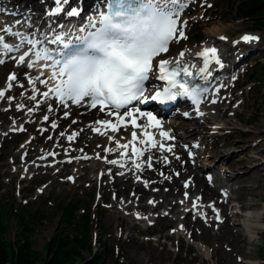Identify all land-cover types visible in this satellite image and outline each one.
I'll return each instance as SVG.
<instances>
[{"label":"rangeland","instance_id":"1","mask_svg":"<svg viewBox=\"0 0 264 264\" xmlns=\"http://www.w3.org/2000/svg\"><path fill=\"white\" fill-rule=\"evenodd\" d=\"M242 1L198 0L196 6L190 8L184 18L188 34L185 31L184 33L186 37L189 35L188 40L180 39L173 42L171 50L165 57H176L188 48L200 47L209 42L213 39L210 31L214 28H223L232 40L242 34L256 35L255 43L250 46L252 52L250 51L251 54L247 57L248 65L246 67L244 65L237 72L238 83L244 85L247 68L255 64L258 67L264 61V29L259 27L254 19L238 18L237 11ZM224 48L229 50L231 45H224ZM229 54H235V50L232 49ZM8 69L6 68L4 72L0 70V78L8 76ZM235 81L230 80L228 92L217 97V99L228 98L227 101L217 105L212 104L216 106L217 113L213 115L211 113L213 109H210L203 115L197 116V122L204 126L209 124L206 118L210 117L214 125L217 122H231L230 128L221 130L217 134H214V129H210L206 140H196L203 135L191 138L184 131L178 133L182 135L183 143L188 146L199 144L200 148L191 154L193 162L199 164L198 171L202 175L208 173L205 168L208 164L213 166L209 169L212 173H222L220 180L212 183L219 191L223 185H228L226 188L228 192L225 194L229 195L227 208L231 214L232 226L235 227L234 231L241 230L245 235L239 241L240 248H236L230 242L220 246L214 239L203 235L196 223H194L195 235L192 236L191 230L187 229L188 236H182L178 225L188 212H183V205L179 200L184 198L185 191L175 196H168L169 200L174 198V203L177 202L175 207L166 205L165 193L158 194L154 197V205L159 203L161 207L144 210L150 218L140 221L134 216L135 210L122 211L118 206L114 209L110 208L115 199L130 202L129 198L132 195L139 198V193L133 189L122 191L117 195L115 191H108L100 183L89 181L84 177L78 179L77 184L67 181V183L61 182L60 185L45 187L51 179L39 181L37 180L39 175H33L31 172V176L25 171L17 175L15 172L24 169L25 163H33L35 160H23L24 156H21V162L14 163L17 149H22L21 143L27 137L9 133L14 118L7 113L0 115V211L4 215L2 220L4 231L1 233V238L6 241H17L19 236H25L38 253L37 264H47L53 257L54 250H49V244L54 238L66 235L72 238L79 233L83 237L85 247L92 245L94 253L103 254L102 243L108 244L111 252L103 256L108 264H115L117 260L124 264H264V259L261 258V255H264V84H258V87L252 91L249 89L250 86L231 91ZM232 97L235 100L231 104L229 100ZM9 106L8 102L0 103L1 110ZM6 118L9 122L5 120ZM20 121L24 122L23 119ZM176 121H181V118H177ZM191 121L188 120L190 126L196 127ZM232 128H237L239 134L231 140L238 142L240 146L224 148L222 151L225 153H235L224 164H216L214 154L219 155L220 152L217 151L222 149L226 142L231 141L228 140L226 131ZM218 134L220 135L217 137ZM81 146L78 145V149ZM199 155H202V158H198ZM242 158L250 159V162L241 163ZM74 159H71V162ZM236 161L239 163H234ZM76 163V167L72 165L71 169H74L75 173L78 171L80 174L85 173L81 167L79 168V162ZM35 172L38 171L33 170V173ZM90 174L94 176L96 173ZM68 177L63 179L67 180ZM181 182L185 184L187 181L182 178ZM41 183L46 184L40 186ZM149 186L150 184L147 186L148 189ZM122 187L121 185L120 188ZM222 190L225 191L224 188ZM190 194L188 193V196H192ZM194 194L209 206L210 200H204L198 191ZM144 196L146 197L139 201V205L148 204L151 200V195ZM216 198L223 201L225 195ZM243 206L246 207L242 209L243 214L249 216L258 228L248 229L242 224L245 218L233 215V211L240 210ZM84 216L88 217L87 221ZM191 218L187 220L188 225L189 221L196 219L193 214ZM224 219L225 215L221 216V220ZM153 222L156 223L155 226L151 225ZM205 223L211 225L208 218ZM221 225L222 223H215L214 227H211L212 232L219 234ZM83 256L90 263L94 260L87 248L83 250Z\"/></svg>","mask_w":264,"mask_h":264},{"label":"snow or ice","instance_id":"2","mask_svg":"<svg viewBox=\"0 0 264 264\" xmlns=\"http://www.w3.org/2000/svg\"><path fill=\"white\" fill-rule=\"evenodd\" d=\"M191 2L193 0H104L103 9L98 8L96 16L89 17L85 27L68 30L65 33L55 32L52 36L45 33L42 37H37L35 33L25 34L13 31L11 26H5L0 28V56L12 59L19 66H26L28 69L42 66L41 76L48 73L47 78L41 79L38 76L33 80L29 77L28 83L35 85L38 82L46 87V91L39 93L45 101L53 99L63 108H68L70 104L76 106L87 104L90 109H98L105 115L114 117V120H96L97 126L89 125V128L95 134L107 136L109 142L115 141L116 150H127L132 145L131 155L136 157L132 160V164L136 171H141L142 164L137 161L148 148H137L134 142L148 145L151 149L159 148L161 152H172L173 149L165 147L163 143L158 145L153 140L152 134L146 131L147 128L159 126L160 122L157 118L152 113L141 111L137 107L129 108V105H133L134 102L146 104L149 100L166 104L175 101L177 97H187L196 106L197 113L204 114L199 111V106L210 89L192 83L193 73L189 67L181 63L185 55L183 52L180 53L181 60L158 62L157 79L167 86L162 90H155L151 96L145 95L146 82L150 73L154 71L153 61L162 53H166L171 43L187 39L183 31L186 22L181 21L180 17ZM53 3L54 9L48 13L50 16L61 14H66L68 17L81 16V10L71 7L70 0H53ZM9 37L15 43H9L7 39ZM256 39L251 35L242 37L244 42ZM13 53L19 55H12ZM216 53L217 49L213 47L205 48L197 54L203 61L199 76L205 81L210 75V64L215 63L222 67ZM4 63L5 59H0V64ZM15 80H17L15 73L9 75V89L12 87L11 82ZM49 82L52 83L51 87L48 86ZM33 92L39 90L33 87ZM5 96V91H0V99H4ZM30 99L36 101L37 96L32 95ZM210 102L215 104L217 101L212 99ZM40 103L37 101L35 107L29 108L28 112H34L40 107ZM23 108L24 105L17 106L18 110ZM48 111H53V108L49 106ZM67 115L66 112L65 116ZM138 118H147L148 123L140 124ZM43 119L48 121L49 118L45 115ZM51 127L55 129L57 124L52 123ZM137 129L143 131L138 133ZM14 130L25 129L20 127ZM121 130L130 131L131 140L128 143L122 144L119 139L108 135V131L118 133ZM44 131L47 129H41V132ZM60 135L64 136L65 133L61 132ZM79 135V132L74 131L67 136V140L71 143ZM160 135L166 140L171 139L167 131H162ZM142 136H147L148 139H141ZM48 139L51 140L52 137L49 136ZM79 151L83 152V149ZM104 151L105 163L125 167V158L129 156L127 151L120 152V160L107 159V155L114 151L112 148H105ZM56 155L55 152H48L46 157L40 159L54 158ZM89 158L86 155L77 157V159ZM101 158L97 154L96 159ZM176 159L180 157L177 156ZM164 160L167 162V157H164ZM147 167H152V157H148ZM164 178L171 179L167 176ZM137 180H140L139 176ZM148 183L143 181L145 187ZM188 186L186 182L185 189ZM184 197L185 200L188 199L187 192L184 193ZM148 203L154 205L155 202L149 200ZM180 203L183 204L184 201ZM196 207L194 202L193 209Z\"/></svg>","mask_w":264,"mask_h":264},{"label":"bare ground","instance_id":"3","mask_svg":"<svg viewBox=\"0 0 264 264\" xmlns=\"http://www.w3.org/2000/svg\"><path fill=\"white\" fill-rule=\"evenodd\" d=\"M33 5L36 4V2H32ZM54 9L51 8L49 9V12ZM45 19V18H44ZM185 27V26H184ZM183 27V30H184ZM211 34L213 36V39L210 40L211 45L212 46H216L217 44H222L228 41H231L230 44H234L237 43L238 40H231V38L225 33V30L223 28H214L211 31ZM220 37H225V39H220ZM243 37V35H241V38ZM206 46V45H204ZM202 46L201 48H195V49H188L186 51H184L183 53L185 54L181 60L180 55L177 56L174 59H171L170 61H176V60H181L182 63L188 65L189 67L192 66L193 63H200L201 58L198 57V53L201 52L202 48L204 47ZM211 46V47H212ZM210 47V46H209ZM225 56V53H223ZM16 64V69L19 70V74H17V80L12 81V87L9 89L8 88V79H7V84H5L4 88H2L1 91H5V93L7 92V94H13L15 96H17L18 91L21 90L22 88H24L27 85V80L25 79V76L23 77V75L21 74L24 70H26L25 67L19 66L16 62L14 63V65ZM35 68V67H34ZM27 75H30L32 79H36L37 76L35 75V73H33V69H28L27 71ZM4 80L1 81L0 79V84H3ZM20 85H23V87H20ZM30 86H33L32 84H29ZM36 85V84H35ZM38 89V88H37ZM49 101V100H47ZM45 100H42L40 103V107H39V111H37V109L32 112L33 113V117H37L41 112V110H45L46 105L50 104L51 102H47ZM19 103L21 102V105H24V108L22 110H17V112L15 113V109L12 108L11 110H9L10 114H13L15 117H19L21 116L22 113H24V111L28 110L29 108H34L33 105H36V103L29 105V103H32V100L30 99L29 96L24 95L21 97H15L11 100V103ZM47 104H45V103ZM28 105V106H27ZM72 108V106L69 107V109H61L59 111L53 110L51 112H49L48 115V122H52L54 119H59L61 121V125H65L67 123V121L65 119H62L61 116V112H71L70 109ZM211 109H213V111L211 113H217L216 111V107H212ZM72 113L74 116H76L75 118V123H73V121H71L67 127H70L71 129H74L75 132H79L80 135L76 138V142H69L67 140V137L65 136H61L60 134H57V129H53V136L52 139H46V136L48 135V132L50 131V129L48 130V132H45L43 134H37V137L32 141V142H38L40 141L42 143V146L40 148L38 147H34L31 146L30 149L32 152H34V154L32 155H39V157H46L48 152L51 151H60V153H65V148H67V146L71 145V146H76V144L78 145H87L89 148H85L83 151H85L83 153V155L91 157L90 159H94L95 161L97 160V162H93V164L89 165H85L83 168V171L85 170V174L84 175H75L76 177H78L79 179H82L84 177V179H87L89 181H96L97 183L102 184L103 186H105V188H112L117 195H119L122 191H127L130 189L135 190L136 192H138L141 197H143V195L145 193L148 192L149 195H151V200L154 201V197L157 196L160 193H165L166 194V204L167 205H172L173 207H175L176 203H174V198L173 199H168V196H175L181 192H184L185 187L183 182H181L182 178L187 179V181H191L192 184L189 185L190 187L187 189V191H191V192H196L198 191L204 199L206 200H216L217 204H221L223 206L222 211L223 214L225 215V220L223 221L221 228H220V233L219 234H215L212 232L211 227H213V225L218 221V218H215L212 221V225L210 227L207 226V224H205V222L203 221H199L201 220V218L206 217V211L205 209H202L199 212V216L197 218L196 221H189V225L187 226L191 232L192 235H195V230L192 227V225H194V222H196L197 226L200 227V229L202 230V234L203 235H207L208 237L214 239L220 246H223L225 244V242H230L231 244H234V246H236V248H240L239 241L241 238H243L245 235L243 234V232L241 230H237L234 231V228L232 226L231 223V215L228 211V208L226 206V201H221L220 199H216V197H220L223 193H221V191H219V189H217L211 182L208 181L207 176L206 175H202L201 172L198 171V164H195L192 162L190 153L192 151H194L197 146H186L184 142V140H182V135L180 133H178L179 131H184L186 133V135H189L191 138H197L196 136L198 135H203V139L206 140L208 138V135L210 134V124L212 123L210 118H207V121L209 123V125L204 126L202 123L200 122H196V119H193V123L196 124V127H191L190 123L185 119L187 117H193L191 116V114H187V115H182L183 120L179 121V122H175V123H169L168 125H165L163 128V131H167V132H172L173 136L170 140H166L164 139L161 135H157L155 138V142H157V144L159 145L160 143H163L165 145V147H172L173 151L172 152H161L159 151V148L154 149L153 152L154 154L149 155L148 157H153V161L152 164L155 165L156 168L151 169L147 167V163H148V157L144 162H138L142 164V170L141 171H136L134 165L132 164V162L130 160H126L125 159V167H119L118 165H111V164H107L104 162V156H105V148H110L107 146V143H104L102 146H98L100 145V143L102 142V140L104 139L105 136H100L98 134H95L91 131V129L89 128V125H92L93 127H96L97 125H95V121L99 120V119H103V120H108V119H113L114 118H110L109 116L105 115L104 113L99 114L97 111H93L90 112L88 109L85 110L83 112L82 115L78 116V112L77 109H73ZM139 119V123L140 124H147V118H138ZM36 121H31L28 123V126L31 130L35 129L36 126ZM229 125H231V122H227L225 124H223L222 122H217L216 126L214 128H217L218 130H222L224 128H230ZM130 127V124H129ZM60 128V127H59ZM165 128L167 130H165ZM150 129L147 128L146 131L148 132ZM71 132L67 134L70 135L72 132V130H70ZM143 131V129H138V133ZM120 133L130 134V131L125 132L123 130L120 131ZM116 137V139L120 140V143H128V137H120V134L117 133H111L110 131H108V135H111ZM239 134V131L237 130V128H232V130L227 131L226 136H229L228 140H231L235 137V135ZM141 139L143 138L140 137ZM109 143V142H108ZM240 144H238V142L235 141H229L226 142V144H224L222 146V149H220L217 152H220L219 155L214 154V158L216 160V164L221 163L224 164L225 161L229 158H231V156L234 155L235 152L232 153H225L224 151H222L224 148L226 147H239ZM55 147V149L53 150V148ZM132 148V145L130 146V149ZM143 148V147H142ZM149 151L151 148L150 146L147 147ZM42 150V151H41ZM67 151L71 152L72 154H74L75 152H77L76 154H81V152L79 151V149L77 150L76 148L70 147L69 149H66ZM122 151H127L122 149ZM120 152V151H119ZM98 153L100 155H102V159H96V157H94V154ZM117 151L114 150L112 153L108 154L109 156H113L114 154H116ZM107 155V156H108ZM180 157V159H176V157ZM164 157H167V162H165ZM48 158V157H47ZM199 158H202V155H199ZM212 158V156H211ZM40 160H45V159H40ZM133 160V159H132ZM129 162L126 164V162ZM241 163H245L247 164L248 162H250V159L247 158H242L240 160ZM234 163H239V161H236ZM66 165L64 166V169H56L53 170L52 167L49 166H44L39 164L37 167H41L43 166V169H48L50 170V172H48L47 176L52 177L53 179L51 180V185H60L61 182H63L62 180L59 179L61 174H65V172L69 173V166L70 164L65 163ZM234 164H232L233 166ZM113 169L111 171H106V172H102L103 170L107 169V168H112ZM207 167V166H206ZM205 167V168H206ZM213 167V166H211ZM208 169H210V164H208ZM74 170V169H73ZM92 172H97V174H95V176L90 175V173ZM207 172H211V171H207ZM99 173V174H98ZM120 173H124L123 175H121ZM161 173H163V175H161ZM177 173H179V175H177ZM72 174H74V172H72ZM107 176H110V182L109 183H105L104 180L107 178ZM141 176V178H143V181H148L149 183H151V189L148 191V189L144 186L143 181H141V179L138 181L137 177ZM171 177L170 180L165 179L164 177ZM221 177L218 175L217 179L219 180ZM112 179H114L112 181ZM123 186L122 188H120V186ZM226 187V186H224ZM223 187V188H224ZM165 189H167V191H165ZM134 197H130L129 199L132 200ZM181 201L186 202V200L182 199ZM193 203L197 202L195 200H192ZM136 202H130V203H122L123 207L125 210L126 209H130L129 206H134L136 205ZM114 207H116L118 205V202H114ZM164 204V203H163ZM153 206V205H152ZM149 207H151V204H147V205H141V208L146 210ZM161 207L160 205H158L156 208ZM185 209H190L189 207H187L184 204ZM197 208V207H196ZM193 209V208H192ZM242 209H246L245 206H243L240 210H235V216L240 217V218H245L244 219V223L242 222L243 225L247 226L248 228L251 229H256L258 228L256 223H254V221L252 219H250V217L245 216L243 214V210ZM196 210V209H193ZM108 211H110V209H108ZM192 211V210H191ZM199 211V210H198ZM136 213V212H135ZM137 216H139L140 218H143L145 220V217H142L141 213H137ZM190 214L188 216L185 217V219L183 220L184 223L186 222V220H188L190 218ZM219 216V214L217 213V217ZM147 218V216H146ZM192 223V225H191ZM214 229V228H213Z\"/></svg>","mask_w":264,"mask_h":264},{"label":"trees","instance_id":"4","mask_svg":"<svg viewBox=\"0 0 264 264\" xmlns=\"http://www.w3.org/2000/svg\"><path fill=\"white\" fill-rule=\"evenodd\" d=\"M237 14L239 18L255 19L264 29V0H244L238 8ZM253 74L250 82L264 84V62ZM3 217L4 215L0 211V264H37L38 253L32 248L31 241L27 240L25 236H19L15 242L1 238V233L4 231ZM84 218L86 221L88 220L87 216ZM24 224L26 223L24 222ZM79 234L72 238L69 235L54 238L49 244V250H54L53 257L47 264H108L102 255H94L93 262H88L83 256V250L87 248L92 254L93 251L91 246L85 247L83 237ZM104 247V253L107 255V244H104ZM115 264L120 263L116 261Z\"/></svg>","mask_w":264,"mask_h":264}]
</instances>
